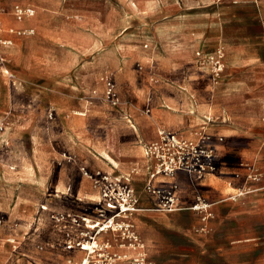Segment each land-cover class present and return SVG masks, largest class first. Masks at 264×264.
Returning <instances> with one entry per match:
<instances>
[{
    "label": "rangeland",
    "instance_id": "374dc122",
    "mask_svg": "<svg viewBox=\"0 0 264 264\" xmlns=\"http://www.w3.org/2000/svg\"><path fill=\"white\" fill-rule=\"evenodd\" d=\"M235 1L0 0V34L12 41L0 43V125L4 126L0 130V264H42L48 252L69 264L60 244L61 232L51 219L52 212L62 211H44L41 206L51 198L50 183L61 172L78 180L80 166L99 168L91 161L98 157L86 142L111 126L123 135V106L135 103L144 108L149 99L153 105L162 103L163 96L184 91L192 74L198 86L211 85L209 99L222 110L224 104H239L235 92L224 88L236 75H249L248 70L234 72L227 61L223 76L215 79L198 51L193 61L173 58L168 51L171 40L162 35L157 46L154 37L155 30L160 35L161 25H166L173 29L167 37L174 41L190 33L217 38L206 51H213L219 42L228 50L238 16L251 13L250 8L236 9ZM29 9L34 14L27 19ZM142 53L149 61L139 57ZM165 62L175 69L165 68ZM108 79L115 84L118 106L106 98ZM243 79L242 95L264 94V83ZM214 118L217 123L219 118ZM65 151L74 155V162L63 159ZM251 194L228 199L236 207L224 216L217 210L221 203L215 205L207 224L191 210L148 212L143 225L137 221L147 260L264 264V210L250 199ZM15 231L19 232L16 241L11 236Z\"/></svg>",
    "mask_w": 264,
    "mask_h": 264
},
{
    "label": "crops",
    "instance_id": "0c3cea01",
    "mask_svg": "<svg viewBox=\"0 0 264 264\" xmlns=\"http://www.w3.org/2000/svg\"><path fill=\"white\" fill-rule=\"evenodd\" d=\"M263 3L264 0L263 2L261 0L235 1L236 9L242 7V9L248 10L250 8L251 13L250 15L240 13L237 30L234 32L233 42H229V49L227 50L223 44L227 51L228 66L235 68L234 72H241V69L250 72L247 76L236 75L235 79L224 88L237 95L239 104L236 107L224 104L222 110L219 104L209 99L211 85L203 83L198 86V82L194 83L193 79L196 75L193 74L191 75L192 79L187 82V87L183 89L184 91H181L180 94L176 93L175 96H163L162 103L160 101L153 105L149 99L144 108L137 107L135 103L132 104L136 107L123 106L120 111L126 122L122 128L123 135L120 133L117 135L115 127L111 126L101 136L92 138L88 142L85 141L87 147L96 153L98 158L91 161L99 168L89 169L80 166L81 172L78 180L71 173L68 175L66 172H61L50 183L51 198L42 205H46L51 211H80L90 200L96 199L98 192L91 180L84 176L82 172L84 167L91 171L101 170L117 176H126L136 169L138 173L133 175V182L142 192L148 165L144 146L157 138L159 130L165 129L186 139H194L199 132L204 131L211 134L216 141L218 154V171L216 173H210L203 179L197 180L186 172H178L173 178V181L179 185L182 203L191 204L198 194H202L208 200L215 202V205L221 203L217 210L221 216H224L228 210L236 207L232 202H229V196L235 194L239 188L248 186L252 190L250 199H255L260 208L264 210V179L261 182H249L247 185L248 183L243 178L235 177L238 172L244 174V170L241 168L243 162L254 164L258 170L264 173V123L261 120L264 116V94L259 92L246 96L240 93L245 90L243 82L246 80L243 79L244 77L247 81L264 83ZM161 26L162 33L160 35L156 30L154 32L155 43L157 46L160 45L162 41L160 39H163L162 35L165 40L170 39L168 51L171 52L173 58L187 62L193 61L195 51L199 52L202 49L204 54L198 58L204 59L205 53L209 52L206 50L215 46L214 42L217 38H206L207 36L191 35L190 33H187L185 39L174 41L173 37H167V34H174L173 29L168 30L166 25ZM218 44H222V42ZM139 57L149 61L146 53H142ZM171 62H165V68L173 70L175 66ZM154 77L155 75H152L153 80ZM191 91H195L196 96ZM214 115L219 118L217 123ZM232 115L234 119L230 118ZM75 136L77 137V134ZM219 138L223 140L219 141ZM103 151L108 152L107 154H110V157L116 162L104 159ZM223 155L227 158H224ZM63 157L69 163L75 161L74 155L68 151L63 153ZM41 181L45 182L46 179L43 178ZM155 206V199L143 194L141 201L143 210L136 214V223L139 220L143 225L142 220L147 218L144 215L157 211L154 209ZM227 219L224 217V222ZM11 236H15L12 238L16 241L19 232H12ZM66 252L69 259L77 260L81 255L79 251ZM125 252L133 254V250ZM41 261L42 264L67 263L65 260L60 263L58 257H53L49 252L44 255Z\"/></svg>",
    "mask_w": 264,
    "mask_h": 264
},
{
    "label": "built area",
    "instance_id": "2783aa9c",
    "mask_svg": "<svg viewBox=\"0 0 264 264\" xmlns=\"http://www.w3.org/2000/svg\"><path fill=\"white\" fill-rule=\"evenodd\" d=\"M20 18L25 14L21 9ZM0 8V32L3 21ZM12 42L3 40L0 43ZM197 52V56H202ZM227 53L220 44L213 51L205 53V64L212 76H223ZM106 98L114 106L120 104L115 84L111 79L106 82ZM54 112H51L53 116ZM264 123V116L261 118ZM3 124L0 130H3ZM219 138V141H222ZM148 158L147 174L143 180L142 192L134 184L135 169L126 176H117L101 170L91 171L82 168L84 176L91 180L98 192L96 199L90 200L80 211L52 212L51 219L61 232L60 244L65 251H79L77 260L70 258L69 264H151L147 260L146 246L137 229L136 214L143 210V194L155 199L154 209L165 214L184 210L200 213L202 221L207 224L213 217L215 202L198 194L191 204H184L180 198V188L173 178L178 172H186L192 178L203 179L210 173L218 171V154L215 138L200 132L194 139H186L177 133L161 129L155 140L145 144ZM244 170L235 174L246 182H261L264 173L249 162L241 163ZM250 187L239 188L229 199L251 192ZM42 209L48 210L46 205ZM2 219L0 218V225ZM17 248V246H15ZM122 250V251H120ZM123 250H133V254Z\"/></svg>",
    "mask_w": 264,
    "mask_h": 264
},
{
    "label": "bare ground",
    "instance_id": "6f19581e",
    "mask_svg": "<svg viewBox=\"0 0 264 264\" xmlns=\"http://www.w3.org/2000/svg\"><path fill=\"white\" fill-rule=\"evenodd\" d=\"M28 12H30V17H28L27 19H29V18H32V16L31 15H33L34 14V11L32 10V9H29V10H27ZM77 113H80V112H77ZM108 153V152H107ZM105 151H103V154H104V158L105 159H109V161H112L113 163H115L116 161H114L113 160V158H111L110 157V154H107ZM116 166V165H115Z\"/></svg>",
    "mask_w": 264,
    "mask_h": 264
}]
</instances>
